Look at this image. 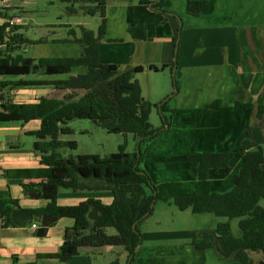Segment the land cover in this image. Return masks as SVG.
Masks as SVG:
<instances>
[{"label":"crops","instance_id":"obj_1","mask_svg":"<svg viewBox=\"0 0 264 264\" xmlns=\"http://www.w3.org/2000/svg\"><path fill=\"white\" fill-rule=\"evenodd\" d=\"M141 1H108L107 29L99 45V62L122 70L144 68L136 79L143 98L155 106L150 117L155 129H160L162 123L159 105L168 99L174 110L171 126L150 143L143 169L166 198L228 192L236 184L242 158L236 157L231 162L228 175L221 172L201 182L193 179L195 172L189 168L186 157L228 150L241 153L258 145L264 150V0H207L209 10L199 16L187 12L188 2L196 0H166L169 5L163 10L176 16L155 11ZM14 4L16 9L9 16L19 18L16 25L22 29L28 24L22 18L23 10ZM74 15L78 18L73 24L84 27L81 17L86 16L84 10ZM5 23L0 15V26ZM133 28H143L146 38L133 37L130 33ZM79 30L80 35L69 28L68 37L31 41L32 44L24 47L37 48L25 58L80 57L86 44L80 42L82 31ZM24 47L15 55H21L19 52ZM152 66L159 70L163 66L167 68L155 71ZM22 78L0 76V81ZM47 79L53 80L45 77L24 80ZM56 93L59 91L46 86L7 90L6 104L62 99L55 97ZM40 127V121L0 122V201L10 196L27 211L49 203L25 196L23 184L39 183L41 179L6 177V173L28 170L31 174L44 168L35 151L36 138L30 135ZM132 139L136 146L135 138ZM87 155L106 157L98 151ZM90 199L110 205L114 194L107 190H62L57 204L77 206ZM157 202L155 207L161 205L160 216L155 217V208L153 216L141 224L142 243L131 262L121 247L84 249L65 263L43 258L59 252L65 230L73 227L74 220L59 219L45 236H39V225L4 227L0 217V264H241L224 261L214 250L200 251L193 245L202 232L216 230L227 220L202 214L195 218V226H185L184 223L194 220L191 210L181 211L172 203ZM164 214L167 216L160 218ZM262 261V252L250 254L249 264Z\"/></svg>","mask_w":264,"mask_h":264},{"label":"trees","instance_id":"obj_2","mask_svg":"<svg viewBox=\"0 0 264 264\" xmlns=\"http://www.w3.org/2000/svg\"><path fill=\"white\" fill-rule=\"evenodd\" d=\"M63 1L70 4L88 2L92 7L84 9L85 14L99 15L101 18L97 32L79 28L82 31L80 42L86 44L80 57L31 59L15 55L17 50L32 42L19 32L21 27L8 23L0 26V76L24 77L17 81H0V122L40 121V129L30 135L36 138L35 151L44 166L31 174L28 170L14 174L7 172L6 177L41 179L39 183L23 184L28 198L49 201L45 207L29 211L32 214L74 220L73 227L65 230L64 244L59 252L41 257L65 263L84 249L121 247L131 262L142 243L141 224L153 215L156 202L164 201L181 211L191 210L195 215L211 214L227 219L216 230L204 231L193 240L198 250H214L222 260L241 264H249L251 253L262 252L263 261L260 264H264V208L260 205L264 199L262 146L241 153L228 150L188 155L187 164L195 172L193 179L201 182L221 172L224 176L228 175L231 162L236 157L242 158L243 165L234 188L224 193L212 192L173 199L164 197L143 169V163L150 143L171 126L174 110L169 106V100L158 107L162 124L160 129H155L150 122L155 106L143 98L141 85L136 79L144 68L122 70L119 66L99 62V45L107 29L109 0ZM141 3L155 11L176 16L163 10L169 5L166 0L158 3L142 0ZM68 9L72 14L77 12L74 5ZM208 10L207 0L189 1L187 5V12L193 16L207 13ZM130 33L135 38H146L143 28H133ZM166 68L163 66L159 70L151 67L155 71ZM61 75L67 78H54ZM27 77L53 80H24ZM44 86L53 87L66 95L62 99L42 98L35 103L6 104L7 90ZM75 120H89L95 127L110 134L132 135L137 142L135 151L128 153L127 144H123L118 152L106 157L63 155V150L78 149L75 141L64 140V136L73 133L69 125ZM92 181L99 184L93 186ZM62 190H107L114 194V201L106 205L90 199L77 206L63 207L57 204ZM17 207L18 202L10 196L0 201V217L4 227H17L11 218ZM234 219H239V236L231 233V221ZM111 228L116 230V235H108L107 230ZM222 232L227 234L221 235Z\"/></svg>","mask_w":264,"mask_h":264},{"label":"rangeland","instance_id":"obj_3","mask_svg":"<svg viewBox=\"0 0 264 264\" xmlns=\"http://www.w3.org/2000/svg\"><path fill=\"white\" fill-rule=\"evenodd\" d=\"M13 2H15L17 7L24 12V16H22V18L28 25L21 29V33H23L30 41H37L41 39L53 40L57 38L68 37L69 28L73 30L75 29L77 34L80 35L79 28L73 24L78 17L72 14L68 8L74 5L76 11L80 12L81 10L86 8V10H88L90 7H92V4L88 2L85 4H75L74 2H71L72 4H70L63 0H13ZM81 17L83 20V25L86 29L94 32L97 31L98 26L101 23L99 16L84 15ZM69 23H71L72 26L67 27L66 25ZM36 48L37 47L34 46H31L30 49L29 47L28 49L24 47V50L20 51L19 53L24 57L31 56L33 55ZM54 78L66 79L67 76H54ZM65 95V93L59 92L56 93L55 97L64 98ZM69 126L72 128L73 133L64 136V140L75 141L78 144V149L74 151L69 149L63 150L62 153L65 156L71 154L74 156L87 155L96 151L100 152L102 155L109 156L118 152L119 146L126 144V140H128L127 151L131 153L135 150L136 146L133 143L134 140L132 139V135H129V137L126 139V137L122 134H110L106 130L98 129L89 120H75L71 122ZM157 203L160 204L159 202ZM260 205L262 208H264V199L261 201ZM160 206L161 205L155 207L157 214L155 217L160 216L158 215ZM165 216L167 215L164 214L160 218ZM198 216L199 215L195 214L194 216L191 215V218L194 220L184 223V225L195 226V218H198ZM107 233L111 236L117 234L116 230L113 228L107 230ZM231 233L234 236L240 235L241 231L239 228V219H234L231 221Z\"/></svg>","mask_w":264,"mask_h":264},{"label":"water","instance_id":"obj_4","mask_svg":"<svg viewBox=\"0 0 264 264\" xmlns=\"http://www.w3.org/2000/svg\"><path fill=\"white\" fill-rule=\"evenodd\" d=\"M161 106V104L159 105ZM12 221L15 225L19 227H24L27 225H39L38 227V235L45 236L48 228L55 222L59 220V218L51 215H34L31 212L24 210L20 207H17L13 210L11 214Z\"/></svg>","mask_w":264,"mask_h":264},{"label":"built area","instance_id":"obj_5","mask_svg":"<svg viewBox=\"0 0 264 264\" xmlns=\"http://www.w3.org/2000/svg\"><path fill=\"white\" fill-rule=\"evenodd\" d=\"M16 9L13 0H0V15L6 20L10 26H15L19 18H11L9 14ZM21 19V18H20ZM37 228V225H34Z\"/></svg>","mask_w":264,"mask_h":264}]
</instances>
